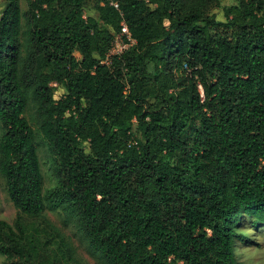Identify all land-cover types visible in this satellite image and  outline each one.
Returning a JSON list of instances; mask_svg holds the SVG:
<instances>
[{
	"label": "trees",
	"instance_id": "16d2710c",
	"mask_svg": "<svg viewBox=\"0 0 264 264\" xmlns=\"http://www.w3.org/2000/svg\"><path fill=\"white\" fill-rule=\"evenodd\" d=\"M0 1L4 264H83L47 210L98 264H241L235 226L264 225V0ZM122 22L135 44L103 64Z\"/></svg>",
	"mask_w": 264,
	"mask_h": 264
},
{
	"label": "rangeland",
	"instance_id": "374dc122",
	"mask_svg": "<svg viewBox=\"0 0 264 264\" xmlns=\"http://www.w3.org/2000/svg\"><path fill=\"white\" fill-rule=\"evenodd\" d=\"M7 2L0 1V14L3 12ZM233 4L232 0H222L221 7ZM19 6L22 12L26 11L25 0H19ZM216 20L223 21L221 8L212 11ZM85 16L95 17V13L90 6L84 10ZM23 31V23H22ZM77 56V55H76ZM64 94V89L58 88L55 93V98L58 99ZM34 128V123H31ZM40 161V170L42 175L43 190L50 189L55 186L56 179L52 173L51 155L45 146H40L37 149ZM50 222L60 230L67 241L74 248L76 257L83 264H98L96 258L91 256L87 249V243L82 235L72 223L65 222L63 216L59 213L51 211L45 212ZM16 210L8 199L5 191L3 179L0 177V220L11 224L15 218ZM234 231L243 235L251 241L250 244H243L241 241L235 243V256L241 264H264V225L255 224L252 218L242 215ZM0 264H4L3 258L0 256Z\"/></svg>",
	"mask_w": 264,
	"mask_h": 264
},
{
	"label": "built area",
	"instance_id": "2783aa9c",
	"mask_svg": "<svg viewBox=\"0 0 264 264\" xmlns=\"http://www.w3.org/2000/svg\"><path fill=\"white\" fill-rule=\"evenodd\" d=\"M114 8L118 9L117 3H111ZM135 41L131 38L130 33L127 29V26L124 22L121 23V29L119 33H116L111 42L110 50L105 58L102 61L103 64H108L109 58L111 56H118L126 51L128 48L133 46Z\"/></svg>",
	"mask_w": 264,
	"mask_h": 264
}]
</instances>
